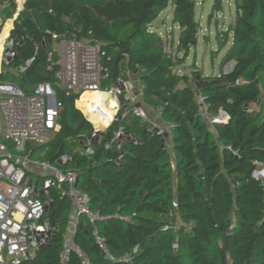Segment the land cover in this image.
Here are the masks:
<instances>
[{
  "label": "trees",
  "instance_id": "1",
  "mask_svg": "<svg viewBox=\"0 0 264 264\" xmlns=\"http://www.w3.org/2000/svg\"><path fill=\"white\" fill-rule=\"evenodd\" d=\"M197 2L25 0L18 12L10 36L17 54L4 65L1 81L26 94L40 83L55 84L62 39L100 45L109 74L104 86H115L123 70L138 78L132 90L137 100L120 96L111 125L117 108L110 93L67 95L55 85L63 102L60 130L47 144L26 146V153L77 172L76 187L106 217L96 226L108 250L130 258L112 261L99 247L93 224L81 215L73 243L91 264H264V0H235L236 18L221 48L232 43L220 71L211 76L178 70L185 58L169 53L163 37L151 30L171 3L181 28L178 50L188 56L199 41ZM0 5L6 19L18 11L17 0ZM213 10L221 12L223 0H214ZM135 106L168 132L136 115ZM220 110L227 122H212ZM91 122L97 130L110 126L96 132ZM37 177L44 182L41 188L33 185L35 197L51 199L41 221L51 230L47 242L21 264H61L74 203L67 184L48 185V177ZM68 264L82 262L72 252Z\"/></svg>",
  "mask_w": 264,
  "mask_h": 264
},
{
  "label": "built area",
  "instance_id": "2",
  "mask_svg": "<svg viewBox=\"0 0 264 264\" xmlns=\"http://www.w3.org/2000/svg\"><path fill=\"white\" fill-rule=\"evenodd\" d=\"M24 3L25 0H17L18 11L12 18L3 22L0 16V74L4 65L11 64L16 57L17 52L10 41V36L18 12ZM8 22H11L12 26L5 34ZM56 51L59 53L61 69L57 74L59 80L55 84L40 83L31 94H26L16 84L0 80V264H21L32 257L36 250L47 242L51 230L49 222H41L51 199L42 200L35 197L34 187L28 175V172L31 173V165L39 167L46 173L52 184H67L69 187L67 193L74 203V216L70 221V230L64 239L60 254L61 264H68L72 252L81 259L82 264H91L86 253L73 243L81 215H85L93 224V234L99 247L112 261H130L128 255L117 258L108 250L96 226L97 221H102L106 217L95 212L90 206L89 195L76 187L77 172L63 171L48 161H33L32 152L26 153V146L28 143L47 144L60 130L59 118L63 102L57 98L55 85L67 95L70 92L83 93L87 90L108 92L112 99L118 102L119 112L120 96L127 94L132 97L134 83L119 76L115 86L103 85V80L107 79L109 74L102 63V58L106 54L100 45L88 41L62 39ZM134 98L131 100H137V97ZM202 100L204 98H201ZM134 113L156 126L160 133L168 132V127L154 122L142 107L135 106ZM158 115L160 116V112ZM114 118L115 115L111 122ZM228 118V115L220 110L212 121L225 123ZM120 134L121 131L117 133L116 138ZM261 166L263 173L260 177L264 192V164ZM123 218L129 220V217ZM35 237H38L37 243Z\"/></svg>",
  "mask_w": 264,
  "mask_h": 264
},
{
  "label": "rangeland",
  "instance_id": "3",
  "mask_svg": "<svg viewBox=\"0 0 264 264\" xmlns=\"http://www.w3.org/2000/svg\"><path fill=\"white\" fill-rule=\"evenodd\" d=\"M213 5L214 0H198L197 2L196 16L198 21L200 22L199 41L196 46L191 48L188 56H186L185 52H181L178 50L181 28L173 21V6L171 5V3L151 24V30L159 33L161 37H163L165 46L169 53L185 58V63L178 66V70H183L186 73L196 69L201 71L206 76L217 74L220 71L221 61L226 53L227 48L232 43L230 39L227 46L225 48H221V43L224 41V35L225 33H227L226 31L228 30L229 25L234 23L236 18L235 0H223V10L221 12L214 11ZM0 16L2 18V21L4 22L6 20V17L4 14H2V11H0ZM230 68L231 66L227 65L224 70L229 71ZM121 76L125 78L128 77L129 74L127 73V71L123 70ZM131 95L132 99L134 100L135 95H133L132 92ZM119 100L121 103V99ZM106 101H109L108 98ZM110 101L113 104L114 108L118 107V102L112 99V97L110 98ZM117 113V111L114 112L112 116L115 115L116 117ZM210 120L212 121V118ZM112 123H110V125ZM98 140H100V133L96 135V139L94 138L93 143L95 144ZM31 157L33 161H42L39 158L38 153L32 155ZM36 167L34 166L33 169H31V185L38 184L39 188H41L44 181H41V183H39L37 181V176H48L43 172L36 173ZM48 178L47 183L49 185L51 183V180H49ZM35 242H38V237H35ZM35 242H33V244H35Z\"/></svg>",
  "mask_w": 264,
  "mask_h": 264
},
{
  "label": "crops",
  "instance_id": "4",
  "mask_svg": "<svg viewBox=\"0 0 264 264\" xmlns=\"http://www.w3.org/2000/svg\"><path fill=\"white\" fill-rule=\"evenodd\" d=\"M129 76H130V78H129V80L130 81H132L133 83L135 82V81H138V78H137V75L134 73H129ZM253 106V109L254 108H258V105L257 104H254V105H252ZM35 165H31V169H33V167H34ZM36 167V166H35ZM37 168V171H36V173H42L43 171H41V169L39 168V167H36ZM44 173V172H43Z\"/></svg>",
  "mask_w": 264,
  "mask_h": 264
},
{
  "label": "clouds",
  "instance_id": "5",
  "mask_svg": "<svg viewBox=\"0 0 264 264\" xmlns=\"http://www.w3.org/2000/svg\"><path fill=\"white\" fill-rule=\"evenodd\" d=\"M86 118H87V117H86ZM87 119H88V118H87ZM88 120H89V119H88ZM89 121H90V120H89ZM91 123H92V122H91ZM111 123H112V122H111ZM92 124H93V123H92ZM93 126H94V125H93ZM94 128H95V126H94ZM95 131H97L96 128H95ZM98 131H103V130H98Z\"/></svg>",
  "mask_w": 264,
  "mask_h": 264
},
{
  "label": "bare ground",
  "instance_id": "6",
  "mask_svg": "<svg viewBox=\"0 0 264 264\" xmlns=\"http://www.w3.org/2000/svg\"><path fill=\"white\" fill-rule=\"evenodd\" d=\"M8 24H9V22H8ZM8 24H7V25H8ZM6 27H7V26H6ZM0 44H1V43H0ZM114 100H115V99H114Z\"/></svg>",
  "mask_w": 264,
  "mask_h": 264
}]
</instances>
